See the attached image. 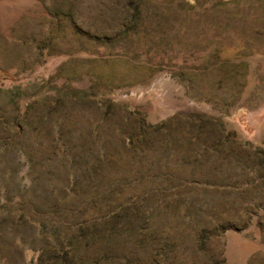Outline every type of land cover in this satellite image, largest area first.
<instances>
[{
    "label": "rangeland",
    "instance_id": "rangeland-1",
    "mask_svg": "<svg viewBox=\"0 0 264 264\" xmlns=\"http://www.w3.org/2000/svg\"><path fill=\"white\" fill-rule=\"evenodd\" d=\"M0 71L19 76L0 79V219L14 185L60 187V151L89 146L93 101L110 100L105 123L119 104L147 125L168 120L142 155L162 160L170 140L189 178L165 198H196L201 219L215 220L208 252L220 264H264V0H0ZM161 205L151 224L179 225ZM2 224L0 264L49 256L45 235L18 261ZM172 253L196 264L183 244Z\"/></svg>",
    "mask_w": 264,
    "mask_h": 264
},
{
    "label": "trees",
    "instance_id": "trees-1",
    "mask_svg": "<svg viewBox=\"0 0 264 264\" xmlns=\"http://www.w3.org/2000/svg\"><path fill=\"white\" fill-rule=\"evenodd\" d=\"M6 77L19 79L0 71V79ZM93 103L96 119L88 130L89 146L60 151L56 164L60 187L34 181L24 188L14 185L11 191V204L0 219L1 231L13 242L18 261L24 245L47 235L53 242L49 256L36 264H54L63 258L69 264H185L178 254H170L171 248L176 252L182 244L192 253L189 261L220 264L204 246L203 238L215 220L201 219L206 210L198 199L190 202L185 194L165 198L169 185L189 178L171 161L170 140L161 144L162 160L142 155L144 146L156 140L168 120L147 125L139 113L119 104L105 123L102 109L115 103L101 99ZM160 204L171 208L169 222L178 218L179 225L165 230L151 224L149 215ZM15 217L24 220V231L16 228ZM62 218L68 221L62 224ZM26 236L35 239L23 244Z\"/></svg>",
    "mask_w": 264,
    "mask_h": 264
}]
</instances>
